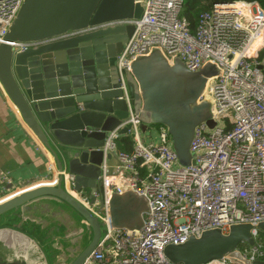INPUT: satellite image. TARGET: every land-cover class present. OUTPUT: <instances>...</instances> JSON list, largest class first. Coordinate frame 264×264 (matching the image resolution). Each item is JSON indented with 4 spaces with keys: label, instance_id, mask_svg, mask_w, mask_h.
<instances>
[{
    "label": "water",
    "instance_id": "1",
    "mask_svg": "<svg viewBox=\"0 0 264 264\" xmlns=\"http://www.w3.org/2000/svg\"><path fill=\"white\" fill-rule=\"evenodd\" d=\"M144 0H23L22 6L0 42V87L22 125L54 162L58 177L53 185L26 189L0 202V226L27 230L38 239L47 264H82L105 234V225L72 199L65 183L72 178L75 191L88 194L94 204L100 193L101 148L106 133L128 117L123 90L118 84L116 58L133 27L113 29L50 43L14 53L11 44L45 40L87 26L112 21L138 20ZM211 67L188 74L178 64L168 66L155 51L135 59L126 89L130 105L144 132L148 125L167 129L178 163L191 164L188 146L194 127L208 120L210 104L198 102ZM128 127L118 133L126 135ZM148 136V133H146ZM111 160V154L106 155ZM134 200L137 209L126 210ZM100 202L98 208H102ZM114 229L140 230L147 203L131 191L108 200ZM264 238V221L252 226L234 224L227 234L206 230L180 245L163 249L171 264H206L225 260L230 264H264L251 261L240 245L254 247L251 230Z\"/></svg>",
    "mask_w": 264,
    "mask_h": 264
},
{
    "label": "built area",
    "instance_id": "2",
    "mask_svg": "<svg viewBox=\"0 0 264 264\" xmlns=\"http://www.w3.org/2000/svg\"><path fill=\"white\" fill-rule=\"evenodd\" d=\"M22 3L0 0V42ZM182 6L183 0H144L138 20L112 21L41 41L11 44L16 53L117 26L133 27L115 63L128 117L106 133L101 148L100 193L93 195L91 205L86 192L74 190L72 178L65 183L67 194L106 229L82 264H171L162 254L168 245L184 244L206 230L220 229L227 234L231 225L254 226L264 221V61L258 58L264 47V10L256 2L214 3L191 31L180 16ZM259 39L262 42L249 54ZM154 51L188 74H199L205 67L212 69L198 102L210 104L208 120L214 125L210 128L204 121L194 127L188 146L189 166L178 163L165 127L159 128L156 139L143 142L142 123L126 95L132 62ZM0 92L5 96L1 87ZM123 127H128L126 135L133 140L130 152L121 151L117 145L121 137L118 131ZM150 127L145 129L148 137ZM107 154L114 159L113 165ZM175 165L180 167L173 169ZM0 187L1 201L12 196L17 186L2 173ZM125 191L146 200L147 213L140 230L110 225L108 200ZM100 202L102 208H98ZM251 236L255 246L240 245L239 251L251 261L260 260L264 241L256 229L251 230ZM35 249V264H47ZM206 264L230 263L211 260Z\"/></svg>",
    "mask_w": 264,
    "mask_h": 264
},
{
    "label": "crops",
    "instance_id": "3",
    "mask_svg": "<svg viewBox=\"0 0 264 264\" xmlns=\"http://www.w3.org/2000/svg\"><path fill=\"white\" fill-rule=\"evenodd\" d=\"M162 57L164 58L163 55ZM146 133L144 131L142 137H148ZM110 164H114V159ZM2 173H7L10 181L17 186L12 196L25 189L53 185L58 177L50 155L22 125L9 100L0 92V175ZM2 188L0 187V191ZM138 206L132 200L126 210L132 212ZM144 216L145 214L143 218ZM261 239L264 241L263 236ZM35 246L44 256L38 239L27 230L0 226V264H35Z\"/></svg>",
    "mask_w": 264,
    "mask_h": 264
},
{
    "label": "trees",
    "instance_id": "4",
    "mask_svg": "<svg viewBox=\"0 0 264 264\" xmlns=\"http://www.w3.org/2000/svg\"><path fill=\"white\" fill-rule=\"evenodd\" d=\"M235 1L256 2L264 10V0H183V6L180 16L185 19L190 30L194 31L199 16L203 12L208 11L214 3ZM258 58L259 60L264 61V47L259 52ZM117 145L121 151L130 152L133 147V140L130 136L123 135L118 139ZM260 238H262L261 234ZM241 247L242 246H240V248Z\"/></svg>",
    "mask_w": 264,
    "mask_h": 264
},
{
    "label": "rangeland",
    "instance_id": "5",
    "mask_svg": "<svg viewBox=\"0 0 264 264\" xmlns=\"http://www.w3.org/2000/svg\"><path fill=\"white\" fill-rule=\"evenodd\" d=\"M208 98H210V97H208ZM160 127H161L160 125H151V127H150L151 136L150 137H141L143 142L145 144H147V143L151 142L152 140H154V136H155L156 133H158V130H159ZM178 167H180V166L175 165V166H173V169H177Z\"/></svg>",
    "mask_w": 264,
    "mask_h": 264
},
{
    "label": "bare ground",
    "instance_id": "6",
    "mask_svg": "<svg viewBox=\"0 0 264 264\" xmlns=\"http://www.w3.org/2000/svg\"><path fill=\"white\" fill-rule=\"evenodd\" d=\"M259 42H262V40L261 39H259L256 43H254L253 44V46L250 48V52H249V54H251L252 52H253V50H255L258 46H259ZM207 86H208V83H207V85L205 84V88H204V90L205 89H207ZM122 136V135H121ZM170 138V137H169ZM10 197H12V196H9V197H7V198H5V199H3V200H6V199H8V198H10ZM3 200H1L0 202H2ZM245 247H247V246H245ZM45 258V257H44ZM46 260V259H45ZM261 260V259H260Z\"/></svg>",
    "mask_w": 264,
    "mask_h": 264
}]
</instances>
